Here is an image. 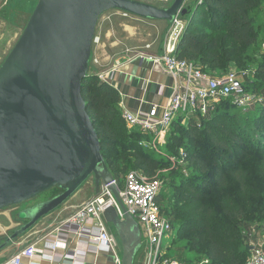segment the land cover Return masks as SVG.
<instances>
[{
  "label": "trees",
  "instance_id": "1",
  "mask_svg": "<svg viewBox=\"0 0 264 264\" xmlns=\"http://www.w3.org/2000/svg\"><path fill=\"white\" fill-rule=\"evenodd\" d=\"M187 4L177 58L210 75L256 65L254 80L243 86L263 96L260 47L264 26L258 19L264 12V0H192ZM89 69L81 95L114 181L120 186L126 174L134 171L155 177L168 163L157 161L139 146L143 137L127 130L118 92L98 79V70ZM233 109L237 110L225 101L204 119H190L185 125L178 119L166 137V152L180 166L179 151H183L181 164L190 175L181 174L178 166L170 170L158 202L160 206L169 203L168 220L177 238L204 264H247L251 247L245 242V229L264 221V106L257 107L247 128L230 114ZM120 176L123 179L118 182Z\"/></svg>",
  "mask_w": 264,
  "mask_h": 264
},
{
  "label": "water",
  "instance_id": "2",
  "mask_svg": "<svg viewBox=\"0 0 264 264\" xmlns=\"http://www.w3.org/2000/svg\"><path fill=\"white\" fill-rule=\"evenodd\" d=\"M186 0L167 9L134 0H37L18 41L0 66V212L56 192L17 214L24 223L0 251L53 213L92 178L122 213L104 214L121 245V264H135L141 232L118 197L82 98L99 19L118 11L171 25L188 14Z\"/></svg>",
  "mask_w": 264,
  "mask_h": 264
},
{
  "label": "built area",
  "instance_id": "3",
  "mask_svg": "<svg viewBox=\"0 0 264 264\" xmlns=\"http://www.w3.org/2000/svg\"><path fill=\"white\" fill-rule=\"evenodd\" d=\"M115 12L124 19L132 17L123 12ZM171 25L164 51L161 55L150 58L172 79L171 95L166 105L160 111L159 108L153 107L149 113H122L126 127L142 135L139 146L146 148L151 146L150 142L164 145L171 126L178 119H181L182 123L190 119H204L215 105L225 101H229L239 111H246L262 101L258 94L245 90L243 80L236 73L229 71L224 75H210L194 63L178 59L175 54L176 44L184 26L179 17ZM102 48L100 37L95 33L89 67L97 70L100 64L97 54ZM97 77L105 83L104 73H98ZM182 157L183 151H180L179 163ZM140 173L129 172L120 186L115 181L114 184L126 212L140 228L142 251L146 255L145 264H180L163 258V240L170 238L173 232L172 224L163 218L158 202L163 182L156 176L148 178ZM109 208H113L118 218L123 220V213L108 186H101L99 194L79 207L65 221V225L72 229L77 238L92 240L96 249L104 248L113 257L114 264H121L120 242L115 233L107 228L103 217ZM59 245L55 240L50 243L52 250ZM37 252L35 246H28L5 264H22L24 259H34ZM247 264H264L262 250L253 247Z\"/></svg>",
  "mask_w": 264,
  "mask_h": 264
},
{
  "label": "rangeland",
  "instance_id": "4",
  "mask_svg": "<svg viewBox=\"0 0 264 264\" xmlns=\"http://www.w3.org/2000/svg\"><path fill=\"white\" fill-rule=\"evenodd\" d=\"M134 1L148 4L159 9H167L171 6L174 0ZM190 1L192 0H186V3L184 5L185 8H189V4L187 3H189ZM36 4L37 0H2V2L0 3V66L18 41ZM179 21L185 29L186 18L179 17ZM258 24L264 26V12L258 19ZM171 28L172 25H168L164 22L147 21L134 17L124 19L116 15L114 12L106 13L99 19L96 28V33L100 37V43L103 46V50L101 51V53L99 52L97 56L101 58L100 56L102 54H107L111 58V60H123L128 59L132 56H141L146 54L159 56L164 51L165 44L169 39ZM180 36L181 35H179V37ZM263 47L264 29L262 31L260 47V53L262 54H264ZM255 60L258 62V59ZM256 70V65H247L244 69H237L236 67H231L229 69V71L236 73L243 80V82H252L254 80ZM261 100V103H259L258 105L256 104L246 111H237L233 109L229 112L232 115L235 114V117L241 127L247 128L250 125V121L252 120V116L255 113L257 107L259 105L264 106V94ZM181 125H185V123L181 122ZM127 130L129 129L127 128ZM250 134H252V139L256 140L257 135L252 131H250ZM166 139L165 144L161 146L153 142H150L151 146L148 148L141 146L143 150L150 153L155 159H157V161L168 163L166 165H163L160 171H158L156 174V178L162 180L163 188L166 185V182H169L168 179L165 180L167 174L170 172V170L174 169L175 166H178V164H176L175 158L170 157V155L165 150L167 142ZM179 165L180 166H178L177 168L181 171V174L189 176L190 172L186 169V166L181 163H179ZM138 173H140V171H138ZM122 179L123 177L120 176V178H118V182L122 181ZM92 181V178H90L82 187L91 185ZM55 193V191L49 192L38 197L34 201H30L22 204L19 207L10 208L0 212L3 213L0 214V245L10 237L13 231L21 227L22 222H20L16 217L18 212L45 201L46 199H48V197L52 196ZM160 207L163 218L168 220L170 207L169 203L164 201L161 203ZM169 220L171 221V219ZM7 228L9 229L7 230ZM107 228L114 233V231L108 224ZM175 230L176 229L173 228V232L170 238H165L163 240V258L170 261H176L180 264H204L205 260L201 259L198 254L185 249L184 240H179L177 238ZM259 235H263L264 238V221L257 222L255 225H252L251 227L245 229V242L250 247L255 246L257 249L262 250L264 254V246L259 243L260 241H258V238H256V236ZM263 240L264 239H262V241ZM119 254L121 256L120 251ZM143 255L144 252L142 251L141 247V250L139 251L136 259L141 258Z\"/></svg>",
  "mask_w": 264,
  "mask_h": 264
},
{
  "label": "crops",
  "instance_id": "5",
  "mask_svg": "<svg viewBox=\"0 0 264 264\" xmlns=\"http://www.w3.org/2000/svg\"><path fill=\"white\" fill-rule=\"evenodd\" d=\"M102 50L103 48L98 53ZM152 56L146 54L123 60H111L107 54L100 56L97 70L105 74V83L118 92L122 113H149L153 107L160 111L166 105L171 95L172 79L161 66L153 63L150 59ZM95 196L92 181L91 185L79 189L63 206L42 218L27 233L1 250L0 264H5L14 255L32 245L38 251L35 258L24 259L22 264H114L113 257L104 248L96 249L92 240L77 238L72 229L65 225V221L79 207ZM256 238L264 246L263 235ZM54 240L60 245L52 250L50 243ZM145 262V253L135 260V264Z\"/></svg>",
  "mask_w": 264,
  "mask_h": 264
},
{
  "label": "flooded vegetation",
  "instance_id": "6",
  "mask_svg": "<svg viewBox=\"0 0 264 264\" xmlns=\"http://www.w3.org/2000/svg\"><path fill=\"white\" fill-rule=\"evenodd\" d=\"M24 223H26V222H22V223H21V226H22Z\"/></svg>",
  "mask_w": 264,
  "mask_h": 264
}]
</instances>
